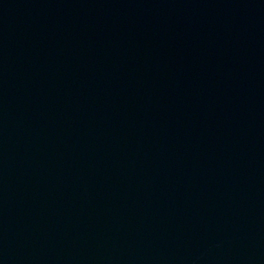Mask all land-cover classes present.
<instances>
[{"label": "water", "instance_id": "1", "mask_svg": "<svg viewBox=\"0 0 264 264\" xmlns=\"http://www.w3.org/2000/svg\"><path fill=\"white\" fill-rule=\"evenodd\" d=\"M0 264H264V0H0Z\"/></svg>", "mask_w": 264, "mask_h": 264}]
</instances>
